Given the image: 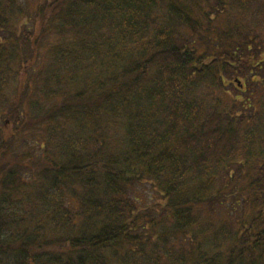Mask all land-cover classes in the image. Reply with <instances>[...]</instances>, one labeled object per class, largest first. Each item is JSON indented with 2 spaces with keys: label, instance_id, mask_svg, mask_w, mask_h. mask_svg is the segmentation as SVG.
<instances>
[{
  "label": "trees",
  "instance_id": "1",
  "mask_svg": "<svg viewBox=\"0 0 264 264\" xmlns=\"http://www.w3.org/2000/svg\"><path fill=\"white\" fill-rule=\"evenodd\" d=\"M232 1L238 15L251 16L245 24L230 15ZM253 7L252 0H0V106L15 75L31 77L28 60L49 28L62 36L95 23L114 34L103 45L93 29L74 36L82 45L61 61L76 73L66 77L77 105L49 107L33 121L42 132L37 150L2 166L0 264H264V163L234 159L231 146L264 148V3L261 13ZM56 61L46 78L35 74L52 102L61 94L53 88L61 84ZM205 85L213 104L198 93ZM17 113L0 125V152L8 139L28 146L12 129ZM104 116L123 127L120 140L101 132ZM250 165L260 171L254 179L240 173ZM27 172L35 183L24 184ZM145 183L154 188L146 202L130 195ZM29 185L37 192L29 195Z\"/></svg>",
  "mask_w": 264,
  "mask_h": 264
},
{
  "label": "rangeland",
  "instance_id": "2",
  "mask_svg": "<svg viewBox=\"0 0 264 264\" xmlns=\"http://www.w3.org/2000/svg\"><path fill=\"white\" fill-rule=\"evenodd\" d=\"M88 1H92V0H82V3L84 2L86 4ZM230 3L232 4L233 8L235 9V10L231 9L230 15L238 23L245 24L247 21V17H251V16L248 14L244 15L245 13H243V16L238 15L239 12L235 7L234 2L232 1ZM252 3L254 6L253 7L254 14L261 13L262 11H255V9L261 8L260 5H262L264 3V0H252ZM86 8L88 11H91L87 7V5H86ZM58 20H60V19L58 18ZM227 20L231 21V17L228 15L226 17H224L223 23L225 24V22ZM139 21L142 22L141 19ZM100 25L101 24L98 25V24L93 23V24H91V26L89 28V26H86L84 24L83 25L75 24V25H72L71 27H68L67 29H65L62 36L58 35L54 31H52V29H53V27H52V29L49 28V30L47 32H45V34L43 36L40 35V37H38L36 35L39 39V40H37L38 41V45H37L38 51H36L34 53V55L29 58L30 60H28L29 67L31 70V72H30L31 77L29 78V77L24 76V74H22V78L20 80L15 75L12 78V80L9 82V86H7L5 89V94H6L8 99L5 100V103L1 104L2 106H0V114L3 113V115L0 117V125L1 126L5 123L6 119H9V117L12 116V113L18 112L17 116H19V114L22 115V116H20L21 122L20 121H19V123L14 122L15 125H13L12 129H14V130L18 129V130H22L24 132V135L27 139L26 145H28V146L27 147L24 146V143L21 141L24 138H21V137L17 138L16 141L15 140L10 141V139H8V141L5 140L2 143V145H7L6 149H8V150H7V154H5L7 161L5 163H4V161H1L0 171L2 170V166L4 164H6V165L8 164L10 166L14 165V161H13L14 158L18 157V156L21 157L22 155H24V153H27V151H29L30 148L34 147L37 150L38 147L36 146V144L40 142L39 137H40L42 132H39V130H38L39 126L33 125L36 123V122L33 123V121L36 118H38L39 116H42V117L45 116L49 111V107L57 106L59 103H62V102L69 104V105H77L76 98L74 97V93L76 92L77 88L75 85H73V82H67V77H66V75L76 74V73L71 72L72 70H74L73 68H69L67 66H64L61 59L65 60V56L70 57V53H75L77 45H82L81 42L76 38L77 35H81L82 37H86L88 35V31L90 32L91 29L94 30V35H95V37H93L92 40L98 41L97 43L99 45H103V43H105L106 41H109L114 34L109 31L110 29H104V28L99 27ZM262 26L263 27L260 28V30L264 31V24ZM74 36H76V37H74ZM98 44H91V45H98ZM118 44L123 45L120 42H118ZM56 56L59 59V70H60V71H58L57 79H59L61 81V84H55L53 88L55 89V87H58V90L60 91L61 94L56 95L55 101L52 102V100H50V99H52L53 96L47 95L46 92H44L47 89L43 87V83L39 79V76L35 77V74L36 73H43L45 75L44 78H46L48 73L50 72L52 65L53 64L57 65L56 64L57 63ZM86 60L87 59L85 57L83 59V61L86 62ZM67 61L68 60H66L64 62H67ZM86 65H87V62L85 63V66ZM207 88H208L207 85H205V87L199 86L197 88V90L199 91L198 93L201 95H204L206 97V93L209 92V90H210V89H208L207 92H205V90ZM50 93H52V92H50ZM263 94H264V92H263ZM262 95L258 96V97H262V102H264V95L263 96ZM209 96H210V98L206 97V99L209 100V102L211 104H213L212 103V96L213 95H209ZM231 96H234V95L231 94ZM38 97H39V99H38ZM33 100L34 101L38 100L39 102L37 101V103H40V110L38 111V113H37V110H38L37 103L35 102L33 105H31ZM46 100H50L51 102L46 101ZM222 100L224 101L222 95H215V98H214L215 102L218 101V102L222 103ZM28 104L31 105L28 108L29 112L27 111L26 113L23 114V109H25L24 106L26 107V110H27ZM21 108H23V109L21 110ZM142 108H144L145 115H147L148 117L153 119L151 121H155V120L162 121V116L159 115L158 111L146 109L145 107H142ZM58 122L61 125L65 124L66 126H68L69 131H73V129H74L73 121L68 120L65 116L60 117ZM22 123H24V124H22ZM88 125H89V123H88ZM100 127H101V132H103L105 136L109 137V139L110 138H116L117 140H120V138L122 137L123 127H120V125H118L117 123H115L114 125H112L111 123H108V118L106 116H104L102 118V122L100 123ZM0 129H2V128L0 127ZM117 129L119 130L118 135H116ZM241 133H242V131L239 134H241ZM232 145H234V147L236 148V151H237V155L233 156L234 159H237V158L238 159H243V158L247 159V158H249L252 161L264 163V151H263L264 148L262 147V144L256 145L257 147H256V149H254L255 142L251 143V148H250V150H247L246 153H244L243 149L241 148V146L238 142H231V146ZM6 149L1 150V152H0L1 158L4 155V152L6 151ZM230 150L233 151V148L226 146V152H225L226 155L225 156L231 154ZM251 150H253V151H251ZM253 153H257V154L252 155ZM31 157H33V156H31ZM36 158H37V154L35 155L34 160H36ZM216 158H218V156L213 154V153H209L207 156V159H210L213 162ZM240 173L242 175H244L245 177H248L251 179H254L260 175V171H259L258 166H253V165H250V166L245 167L244 169H241ZM25 174H26L24 177V179H25L24 184L25 185H27V183H30L31 181H32V183H35L36 179H34V177L32 179L33 174L31 175V173H28V172ZM241 184H245V183H241ZM245 185H247V184H245ZM153 189L154 188H152V186L150 184H147V183H145L143 186L137 185V191L138 192L131 193L130 195L135 194V197H137V193H138L139 197L141 199L143 198V200L145 201V197H148L154 193ZM26 190H28L27 192L29 195H30V193H36L37 192V191H34V187L30 186V185L28 187H26ZM9 195L11 196V199L14 196V194L11 192L9 193ZM18 197H19V195H18ZM147 204L148 203H144L141 206H145ZM25 205L26 204L22 205L24 210L27 209V205L26 206ZM248 207L252 210H253V208H255L254 205H251V206L248 205ZM218 209L219 210L217 212V215L222 216L223 218H226L225 209L224 208H218ZM24 210H22L23 214L25 213ZM227 213L229 214V212H227ZM252 214H253V212L250 215H252Z\"/></svg>",
  "mask_w": 264,
  "mask_h": 264
}]
</instances>
